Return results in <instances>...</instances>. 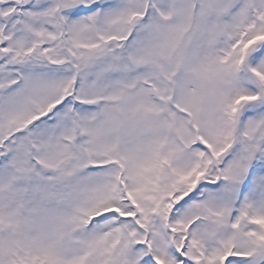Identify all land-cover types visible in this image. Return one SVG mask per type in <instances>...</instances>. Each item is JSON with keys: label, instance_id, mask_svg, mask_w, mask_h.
<instances>
[{"label": "snow or ice", "instance_id": "snow-or-ice-1", "mask_svg": "<svg viewBox=\"0 0 264 264\" xmlns=\"http://www.w3.org/2000/svg\"><path fill=\"white\" fill-rule=\"evenodd\" d=\"M0 264H264V0H0Z\"/></svg>", "mask_w": 264, "mask_h": 264}]
</instances>
